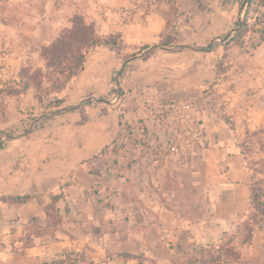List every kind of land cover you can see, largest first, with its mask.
I'll use <instances>...</instances> for the list:
<instances>
[{"label": "rangeland", "instance_id": "1", "mask_svg": "<svg viewBox=\"0 0 264 264\" xmlns=\"http://www.w3.org/2000/svg\"><path fill=\"white\" fill-rule=\"evenodd\" d=\"M90 1L84 0L82 13L75 15L94 23L102 37L118 34L119 47L96 48L87 58L81 79L71 80L57 98L67 101L66 112L74 104H86L94 110L89 119H107L113 139L91 165V172L104 179L97 186L105 191L94 205L77 203L73 208L56 202L57 215L61 220L68 214L121 218L125 240L135 236L130 229L136 225L138 236L147 224L161 226L167 213L182 217L185 225L208 215L229 214L238 220L232 231L209 239L189 257L178 255L174 264H264V209L257 198L264 193V128L250 132L245 124L248 106L262 101L264 21L251 9V30L239 44H225L222 38L231 37L244 19L241 0H177L183 14L177 44L153 47L169 32L158 7L151 5L146 10V0ZM210 41L214 42L212 52L195 50ZM41 49L13 38L5 50L0 48V58L4 53L8 59H0V89L19 88L18 79L14 80L21 68L28 70V77L44 70ZM216 65L221 74H216ZM36 93L31 86L16 98L8 100L6 93L0 96V129L16 135L30 126H40L39 132L44 127L52 144L58 149L65 145L72 155L71 131L64 133L57 123L43 126L45 120L39 117L45 112L50 119L59 110L50 108L54 95L43 101L48 108L44 111ZM34 116L38 121L32 120ZM242 169L249 174L245 193L238 186L240 178L231 181L227 174ZM226 179L234 185L237 199L232 205H215L226 190ZM51 214L49 222L63 231L61 221L56 222ZM248 232L251 238L244 243ZM42 237L41 241L50 239ZM144 237L139 236L143 250ZM90 238L98 241L97 235ZM22 240L30 242L29 238ZM162 246L155 243L151 251ZM118 264H127L126 258L121 257Z\"/></svg>", "mask_w": 264, "mask_h": 264}, {"label": "crops", "instance_id": "2", "mask_svg": "<svg viewBox=\"0 0 264 264\" xmlns=\"http://www.w3.org/2000/svg\"><path fill=\"white\" fill-rule=\"evenodd\" d=\"M83 1L0 0V48L5 50L12 38L27 40L38 50L48 46L68 27L70 17L82 13ZM5 57L3 53L0 59L8 60ZM16 58L21 59L20 55ZM84 72L85 67L81 74ZM76 79H81V75ZM5 95V92L0 93V96ZM6 97L11 99L10 95ZM66 103L63 102L50 119L45 114L42 120H45L43 126L57 123L64 133L71 131L72 155L67 154L65 145L58 149L52 144L46 128L39 132L41 127L35 125L30 126L28 132L14 134L0 151V198L5 199H0V264H118L124 255L130 256L125 257L127 264H138L140 253L143 254L142 263L174 264L178 255L189 257L209 239L215 240L235 228L238 220L229 214L208 215L206 219H194L185 225L182 217L167 213L162 217L161 226L147 224L143 228L145 231L139 236L145 235V251L139 247L144 244L137 233L138 225L130 229L135 236L123 240L121 218L68 214L60 218L63 231L56 229L58 225L49 222L50 217L45 213L51 197L58 196L56 204L60 202L73 208L77 203L89 206L102 199L105 189L97 184H103L104 179L91 172V165L96 164L92 159L113 139L107 119L87 117H92L94 111L89 105L74 104L66 112ZM245 124L250 132L264 128V84L262 101L248 106ZM0 131L5 132L4 129ZM227 174L231 181L236 176L240 178L238 186L245 193L248 172L242 169ZM224 185L226 190L215 205H232L237 199L234 185L227 179ZM94 189L99 192H92ZM9 196H30V199L16 204ZM223 198L225 200L220 201ZM45 230L50 231L52 237ZM93 235H97L98 241L90 238ZM42 236L50 239L41 241ZM24 238H29L32 245L24 246ZM154 242L163 245L157 252L151 251Z\"/></svg>", "mask_w": 264, "mask_h": 264}, {"label": "trees", "instance_id": "3", "mask_svg": "<svg viewBox=\"0 0 264 264\" xmlns=\"http://www.w3.org/2000/svg\"><path fill=\"white\" fill-rule=\"evenodd\" d=\"M146 4V10H148L151 5L158 7L157 10H159L160 15L165 20V27L169 31L162 43L151 44V46L156 47L161 45L164 47H170L172 44H177V26L183 16V14L179 11L177 0H146ZM241 5L245 7L244 19L242 22H238L236 24V28L233 30L234 33L231 37L226 35L222 38L225 44L229 41H234L239 44L238 41L243 39V37H245L251 30L249 25V15L251 13V9L252 12L259 15V21H264V12L263 14L261 12L262 9H264V0H241ZM70 23V27L64 29L48 46L42 47L41 50L42 56L45 60V69L32 72L28 77L26 76L28 74V70L26 68H21L19 77L14 80L17 81L18 79L16 84H18L19 88H1L0 93L5 92L10 96H21L25 95L30 87L33 86L37 91V103L39 106H42L41 108L44 111L48 108L43 106V101L52 95H54V99L50 108L60 109L64 101L61 98H57L58 95L64 92L67 84L71 80L76 79L81 75L84 71L85 63L89 54L101 46L109 47L113 50L118 49L120 43L118 34L115 36L102 37L97 33L94 23L86 22L80 15H74ZM213 48L214 42L210 41L206 47L197 48L195 50L212 52ZM218 65H216L217 69L219 68ZM221 72L222 70L218 69L216 74H221ZM44 116L45 112L39 115L40 118H43ZM32 120L37 121L38 118L34 116ZM226 124L229 125L230 129H232V124L229 121H227ZM29 129L30 128L25 130V132L30 131ZM13 134L14 133L11 131H0V151L4 149L6 142L13 138ZM247 134L248 133H246V135ZM253 134H255V132ZM262 162H264V158H262ZM263 197L264 193L260 194L257 198L260 201V205L264 209L262 200ZM8 198L16 204H23L30 199V196H9ZM58 198V196L51 197L50 203L45 208L47 216H49V213L56 216V222H60V216L57 215L58 209L54 207ZM250 238L251 233L248 232L244 243H247V240ZM30 245H32L31 242H26L24 244V246ZM124 257L130 256L124 255ZM141 263V261L138 262V264Z\"/></svg>", "mask_w": 264, "mask_h": 264}]
</instances>
